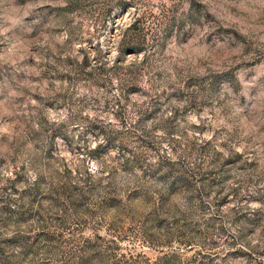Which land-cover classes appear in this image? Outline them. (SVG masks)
I'll return each instance as SVG.
<instances>
[{
	"label": "rangeland",
	"instance_id": "obj_1",
	"mask_svg": "<svg viewBox=\"0 0 264 264\" xmlns=\"http://www.w3.org/2000/svg\"><path fill=\"white\" fill-rule=\"evenodd\" d=\"M0 264H264V0H0Z\"/></svg>",
	"mask_w": 264,
	"mask_h": 264
}]
</instances>
